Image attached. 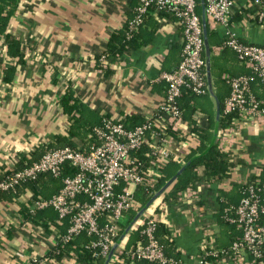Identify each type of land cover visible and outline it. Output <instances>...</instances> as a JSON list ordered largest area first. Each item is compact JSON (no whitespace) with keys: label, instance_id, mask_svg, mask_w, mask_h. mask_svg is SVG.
I'll return each instance as SVG.
<instances>
[{"label":"built area","instance_id":"1","mask_svg":"<svg viewBox=\"0 0 264 264\" xmlns=\"http://www.w3.org/2000/svg\"><path fill=\"white\" fill-rule=\"evenodd\" d=\"M137 2L133 18L126 21L130 32L138 30L149 10L172 17L182 31L183 45L178 65L158 76V81L166 84V91L162 101L156 105V112L145 113L143 122L133 128H126L118 117H104L100 125L92 129L99 143L90 146L87 151L65 146L45 151L25 167H5L1 171L0 193L14 194L17 187L43 174L61 178L65 165L76 170L73 175L61 178V188L57 193L48 199H37L29 207L31 214L51 209L56 214L58 224L67 225L64 233L52 236L51 255L84 235L88 238L84 248L91 251L93 261L100 258L105 260L119 239L118 227L129 226L131 212L136 215L142 209L138 208L134 198L135 189L154 186L160 178L161 167L169 162L184 166L186 158L194 155L200 145L194 127L201 126L202 117L195 113L191 121L185 120L179 108L184 91H190L195 96L208 93L197 1ZM234 7L235 0H204L206 21L222 28L223 46L231 50L238 62L248 70V74L237 77L223 76L229 93L223 102L222 112L235 117L229 127L222 131L218 129L215 143L218 149L234 153L235 160L244 159L247 165H251V173L238 181L240 200L237 206H224L222 210L223 221L232 224L239 232V237L227 250L215 248L214 230L204 221L201 208L196 204L202 191L210 188L213 182L202 180L197 189L186 188L176 194L174 207L181 209L187 223L201 229L199 254L194 264H264V181L260 179L264 157L254 159L246 151L237 152L234 146L238 144L239 132L243 128L257 131L264 125V46L246 42L235 32L237 26L232 17ZM243 9L247 13L239 27L249 29L255 25L264 31V0H251L248 7ZM126 36L129 38L131 35L128 33ZM107 62L101 56L98 72L108 68ZM62 82L64 90L68 81L64 84L63 79ZM237 147L242 148L239 144ZM162 196L128 230L138 234L134 247L126 249L118 244L110 264H136L141 261L181 264L164 253L155 235L158 224L167 226L165 212L169 204ZM28 223L22 217H16L7 225L24 229L31 226ZM169 240H172L171 236ZM49 261L31 258L28 264H45Z\"/></svg>","mask_w":264,"mask_h":264},{"label":"crops","instance_id":"2","mask_svg":"<svg viewBox=\"0 0 264 264\" xmlns=\"http://www.w3.org/2000/svg\"><path fill=\"white\" fill-rule=\"evenodd\" d=\"M250 2L235 0L232 16L237 26L235 32L246 42L264 46V31L255 25L249 29L239 27L247 13L243 8ZM137 4V0H16L5 27L19 44L14 56L10 52L5 53L9 48L0 35V53L4 51L0 55V174L5 167L19 168V157L30 156L34 152L38 154L56 137L74 139V134L70 135V117L59 104L64 91L63 79L64 84L67 81L71 84L69 90L77 97L74 117L89 120L86 123L97 126L101 117H118L128 118V124L135 126L143 122L145 113L156 112V105L162 101L166 91V84L158 81V76L175 69L183 45L181 28L173 19L149 10L137 31V39L125 46L118 57L114 56L107 70L98 72L96 56L103 54L111 34L120 31L132 18ZM206 29L207 40L210 32L216 41L210 47L211 55L221 56L222 28L206 21ZM20 52L22 63L18 64L12 57ZM228 59L230 64L222 78L226 75L237 77L248 71L233 52L230 51ZM212 86L215 94L218 90L213 79ZM210 103L215 115V103L211 97ZM191 115L183 117L189 120ZM82 132L75 130L74 137ZM239 133L238 144L242 148L235 144L236 151H246L254 159H262L264 125L257 131L243 128ZM250 167L244 159H238L235 185L229 187V184L213 182L210 188L202 191L199 202H196L204 221L214 230L219 245L229 243L221 228V199L226 198L232 206H237L240 200L238 181L249 176ZM52 185L49 182L41 184L42 198L52 196H47ZM21 190L13 196L0 194V264H28L31 258L50 260L52 236L64 233L67 227L66 223L58 224L51 209L41 211L36 224L26 220L41 230L31 226L24 229L8 227L7 222L12 219H24L19 210L32 200L27 188ZM165 213L167 226L163 227L170 232L174 254L181 264H194L201 242L200 226L187 223L180 208L168 206ZM42 223L47 227L51 225L50 230H45ZM128 227H124L120 237V244L126 249H129L126 239L132 232L127 231ZM45 264H74V260Z\"/></svg>","mask_w":264,"mask_h":264},{"label":"trees","instance_id":"3","mask_svg":"<svg viewBox=\"0 0 264 264\" xmlns=\"http://www.w3.org/2000/svg\"><path fill=\"white\" fill-rule=\"evenodd\" d=\"M196 1L198 4V13H199L200 2L199 0H196ZM15 2L16 0H0V15H1V12L5 13L4 15L0 16V35H3L5 45L7 48H9V50H7L6 53L10 52L12 55L16 53V50L18 49L19 44L13 40L9 31L6 32L5 27L7 25L10 12L14 8ZM158 14L160 16H166L162 13H158ZM145 17H147V14ZM132 18L128 19V21H130ZM168 18L173 19L170 16H168ZM137 31L130 32V30L128 29V23L126 22L122 26V29H120V31L113 32L111 34L108 42L105 45V51H103V54L101 53L99 56H96L98 60L101 58V56L105 57L108 61L107 64L109 66V64L112 63L114 56L118 57L117 54H120L124 50L125 46L130 45L133 40L137 39V34H138ZM128 33L131 35L129 38H127L126 36ZM208 43L210 47L211 46L213 47L216 44V41L214 40V37L210 32H208ZM219 46L221 47L222 54L221 56L211 55L210 69H211V76L213 79V84L216 90H218V92H216L215 94L218 99L219 108H220L219 130L222 131L223 129L231 125V121L234 119L235 116L233 114L225 115L222 112L223 102L229 93L228 86L225 83L224 79L222 78V75L228 70V65L230 64V60L228 58L230 57L231 50L224 47L223 43H221V45ZM258 46H261V45H258ZM21 52L17 56L12 57L16 59L14 60L18 64L22 63ZM244 73L248 74V71ZM70 86L71 84L68 82L66 88L63 91V94L61 95L59 104L63 108V111L70 117L69 122H70V126L72 127V133L70 131V135L74 134V136H76L74 133L75 130H82L83 131L82 134H77V137L73 136L75 140L56 137V139H54L53 141L46 143L44 148H41L39 150L40 152L38 154H35L34 152L30 154V156L19 157L20 158L19 159L20 164L18 166L19 168L25 167L31 161L35 160L38 156H41L45 151L56 150V149L68 146L72 149L73 148L79 149L80 151L85 152L89 149L90 146H93L99 143L97 138L92 133V129L96 125H94L93 123H86L89 120L83 121L82 119H77L74 117V112H77V104H76L77 97H75L73 92L69 90ZM179 108L184 117L188 114L194 115L195 113L199 114L202 117L203 123L201 124V126L194 127V132L198 135L201 142H200L198 149L193 154L194 155L200 154L208 148V146L210 145L211 139H212L211 130L214 127V115H213L214 113L212 110V105L210 103V97L208 93H206L203 96H195L190 91H184L181 99L179 100ZM192 115L189 120L192 119ZM127 120L128 118H121V122L124 124L126 128H133L134 127L132 126L133 123L131 122L132 124L130 123L128 124ZM101 121H102V117L100 118L98 122L99 125ZM233 156H234V153H231V151H222L218 149L217 143H215L213 147L209 150V152L205 154L204 156L195 158L193 160L190 159L191 157L186 158V161H189V159L191 160L190 163L184 169V171L176 178V180L166 189V191L164 192L162 196V199L169 204L170 208H172L175 205L174 201L177 198L176 194L178 192L184 191L186 188L197 189L198 184L202 180L218 182V184L220 185L225 184L228 186L229 184V187L234 186L235 185L234 177L236 175L235 171L237 169L238 159L235 160ZM181 166L182 165L178 163L169 162L163 167H161L160 178L158 179L157 183H155L154 186L137 187L134 191V198L139 205L138 208L139 209L143 208L151 199L152 194L155 191L159 190L161 187H163L171 178H173L176 175V173L180 170ZM75 172H76L75 169H72L69 165H65L63 167L61 178L64 176L73 175ZM61 178L55 179L49 174H43L39 176L36 180L27 182L26 184H22L19 187H17L14 194L13 192L12 193L9 192L7 194L12 195V196L17 195L19 193V190L21 189L25 190L26 188H27V191L31 192L32 200L29 201L30 203L28 202L26 206H23L22 208H20L19 211L23 215L24 220H29L30 222H33L34 224H36L37 221H39V218H40L39 216L42 212L36 211L33 214H31L28 205H33L35 200L44 197V194L39 189V187L41 186L43 182L45 183L49 182L53 184L51 190L47 192L48 193L47 196H51L55 194L61 188ZM260 179L261 181H264V170L261 172ZM221 203H222V210L224 206H232L230 202L227 201L226 198H222ZM232 207H235V206H232ZM133 216H134V212H131L130 219L133 218ZM41 226H43L45 230L46 229L50 230L51 228L50 227L51 225L47 227V224L45 225L44 223H42ZM163 226H164L163 223L158 224L156 228V232H155L156 238L158 239L164 253L168 257H171L174 260H179L177 258V254H174V250L172 247L173 244L169 240L170 232ZM124 227L123 226L118 227L117 239L120 238L121 235L124 233V229H125ZM221 228H222V233H224V236L228 238V241L226 242H229V243L228 245L227 243H225V245L224 244L219 245L216 241L217 239L215 236V239H214L215 248L221 249V250H227L230 247L231 243L236 238L239 237V232L235 229V227L232 224H229L223 221V219L221 223ZM137 240H138L137 232L136 231L130 232V235L126 239V246H128L129 248H133ZM87 242H88V238L82 235L74 239L73 241L69 242L67 245H65L64 248L59 249V252L55 255H51L49 259L52 262L59 263L63 261L70 262L72 258L74 257V264H102L103 263L102 258L96 261H93V256H92L91 251L86 250L84 248V245H86ZM208 260L210 262H213V259L211 258H209ZM136 264H157V263L141 261Z\"/></svg>","mask_w":264,"mask_h":264},{"label":"water","instance_id":"4","mask_svg":"<svg viewBox=\"0 0 264 264\" xmlns=\"http://www.w3.org/2000/svg\"><path fill=\"white\" fill-rule=\"evenodd\" d=\"M200 2V8H201V25H202V37H203V46H204V68H205V77H206V83H207V91H208V95L213 99L214 103H215V115H214V127L212 130V139L210 142V145L208 146V148L201 153L200 155L196 156L195 158H199L204 156L205 154H207L209 152V150L213 147V145L215 144V140H216V136H217V132L219 129V119H220V108H219V103H218V99L214 94V90H213V86H212V77H211V51H210V46L207 40V29H206V19H205V13H204V0H199ZM193 158V159H195ZM192 159V160H193ZM190 163L187 162L184 166L181 167V169L176 173V175L171 178L163 187H161L149 200V202L134 216L133 220L131 221L127 231L133 226V224L139 219V217L143 214V212L157 199L159 198L162 194H164V192L166 191V189L176 180V178L184 171V169L188 166V164ZM121 242V238L117 240V242L113 245V247L111 248L107 258L105 259L104 264H109L112 256L114 255V252L118 246V244H120Z\"/></svg>","mask_w":264,"mask_h":264}]
</instances>
